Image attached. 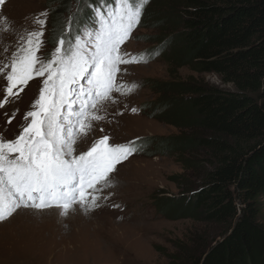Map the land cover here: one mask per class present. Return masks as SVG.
<instances>
[{"label": "rangeland", "instance_id": "374dc122", "mask_svg": "<svg viewBox=\"0 0 264 264\" xmlns=\"http://www.w3.org/2000/svg\"><path fill=\"white\" fill-rule=\"evenodd\" d=\"M164 1L149 0L139 25L121 45L122 52L147 62L120 65L116 83L122 86L121 91L114 90L96 104L91 112L100 119L90 118L86 122L90 127L80 133L74 145L79 154L108 136L109 145L136 141L140 150L116 165V171L109 174L110 186L97 185V191H89V201L96 197L98 207L86 211L87 204L84 208L77 204L66 216L56 208L38 211L21 207L0 221V264H177L171 256L178 252L179 244L211 242L219 236V226L179 215L175 204L185 193L186 181L192 179L187 174L182 178L185 168L181 156L168 151L164 143L181 133L192 134L186 125H174L169 115L179 114L172 104L182 106L188 98L177 89L180 84L197 82L226 91L234 87L215 74L198 73L180 64L172 41L183 29L175 19L162 20L161 15L171 13ZM50 9L48 0H0V68L5 70L0 72V103L7 99L0 107V135L4 139H14L20 132L47 75L35 76L23 91L18 90L20 86L13 89L14 97L4 94L12 55L26 45L28 32L39 28L37 18L46 20L36 52L41 60H48L55 48L61 47L59 38L67 41L85 29H99L97 18L81 28L72 27V15L79 10L73 7L63 15L66 31L57 34ZM81 84L87 87L86 80ZM133 84L138 87L130 90ZM169 88L177 91L171 93ZM169 103L168 111H157ZM134 108L138 111L133 112ZM261 204L264 225V200Z\"/></svg>", "mask_w": 264, "mask_h": 264}, {"label": "trees", "instance_id": "16d2710c", "mask_svg": "<svg viewBox=\"0 0 264 264\" xmlns=\"http://www.w3.org/2000/svg\"><path fill=\"white\" fill-rule=\"evenodd\" d=\"M163 3L171 13L160 14L162 20L175 19L183 29L172 41L180 64L215 74L234 87L226 91L197 82L177 87L188 98L182 106L172 104L179 114L169 115L174 125H186L192 134L181 133L164 147L181 156L182 178L187 174L192 180L186 181L175 205L181 217L217 225L221 231L211 242L198 237L201 241L179 244L171 260L264 264V0ZM48 5L52 27L60 34L66 31L63 15L73 7L79 10L72 15V27L81 28L95 20L93 7L107 11L114 0H48ZM168 105L157 111H168Z\"/></svg>", "mask_w": 264, "mask_h": 264}, {"label": "snow or ice", "instance_id": "6c2138e0", "mask_svg": "<svg viewBox=\"0 0 264 264\" xmlns=\"http://www.w3.org/2000/svg\"><path fill=\"white\" fill-rule=\"evenodd\" d=\"M148 2L114 0V7L107 11L93 7L99 29H85L67 41L59 38L61 47L55 48L48 60L36 55L46 23L37 18L39 28L28 32L26 45L12 55L10 71L5 73L6 96L15 95L13 89L18 86L23 91L35 76L47 75L20 132L11 140L0 135V221L21 207L38 211L56 208L61 216L77 204L81 208L87 204L86 211L98 207L95 197L89 203V189L110 186L109 174L116 171V165L140 150L136 141L109 145L108 136L79 154L74 145L80 133L90 127L86 122L100 119L91 112L96 104L114 90L121 91L122 86L116 83L120 65L147 62L122 52L121 45L139 25ZM83 80L87 87L81 84ZM136 87L133 84L130 90ZM4 103L6 98L0 107Z\"/></svg>", "mask_w": 264, "mask_h": 264}, {"label": "bare ground", "instance_id": "6f19581e", "mask_svg": "<svg viewBox=\"0 0 264 264\" xmlns=\"http://www.w3.org/2000/svg\"><path fill=\"white\" fill-rule=\"evenodd\" d=\"M7 27H8V26H7ZM0 29H1V28H0ZM7 31H8V30H7ZM3 38H4V37H3ZM13 38H14V37H13ZM13 38H12V39H13ZM5 40H6V39H5ZM19 40H20V39H19ZM11 42H12V41H11ZM16 42H17V41H16ZM21 43H22V42H21ZM24 43H25V42H24ZM3 46H4V45H3ZM3 46H2V47H3ZM15 46H16V45H15ZM16 47H17V46H16ZM11 48H12V47H11ZM16 49H17V48H16ZM13 50H14V49H13ZM3 52H4V51H3ZM12 52H13V51H12ZM6 57H7V56H6ZM2 63H3V62H2ZM2 65H3V64H2ZM0 67H2V66H0ZM2 77H3V76H2ZM0 85H1V84H0ZM1 86H2V85H1ZM18 88H19V87H18ZM14 90H15V89H14ZM1 92H2V91H1ZM3 92H4V91H3ZM14 92H15V91H14ZM16 92H17V91H16ZM1 94H2V93H1ZM4 94H5V93H4ZM0 96H1V95H0ZM4 96H5V95H4ZM4 96H3V97H4ZM14 96H15V95H13V97H14ZM11 97H12V96H11ZM9 98H10V97H9ZM1 99H2V98H1ZM1 99H0V101H1ZM10 100H11V99H10ZM14 101H15V100H14ZM6 106H7V105H6ZM10 108H11V107H10ZM7 110H8V109H7ZM15 110H16V109H15ZM8 111H9V110H8ZM7 114H8V113H7ZM7 114H5V115H7ZM10 115H11V114H10ZM7 116H8V115H7ZM14 116H15V115H14ZM18 127H19V126H18ZM4 128L6 129V128H8V127H4ZM2 130H3V129H2ZM20 130H21V129H20ZM6 131H7V130H6ZM6 131H5V132H6ZM1 132H2V131H1ZM6 137H7V136H6ZM80 138H81V136H80ZM80 138H77V139L79 140ZM10 139H11V138H10ZM90 190H91V189H89V191H90ZM95 198H96V197H95ZM91 201H92V200H90L89 202H91ZM95 202H96V201H95ZM103 209H104V207H103ZM99 210H100V209H99Z\"/></svg>", "mask_w": 264, "mask_h": 264}]
</instances>
